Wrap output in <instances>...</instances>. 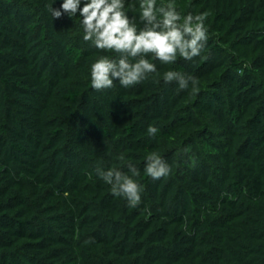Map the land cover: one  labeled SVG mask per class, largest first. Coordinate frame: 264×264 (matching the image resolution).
Returning a JSON list of instances; mask_svg holds the SVG:
<instances>
[{
  "label": "trees",
  "instance_id": "1",
  "mask_svg": "<svg viewBox=\"0 0 264 264\" xmlns=\"http://www.w3.org/2000/svg\"><path fill=\"white\" fill-rule=\"evenodd\" d=\"M62 3L0 0V264H264V0H175L211 12L201 55H149L156 73L102 91L91 65L116 54L83 40L79 16L53 19ZM139 4L125 0L138 30ZM151 152L167 177L146 174ZM129 162L136 207L95 173Z\"/></svg>",
  "mask_w": 264,
  "mask_h": 264
},
{
  "label": "clouds",
  "instance_id": "2",
  "mask_svg": "<svg viewBox=\"0 0 264 264\" xmlns=\"http://www.w3.org/2000/svg\"><path fill=\"white\" fill-rule=\"evenodd\" d=\"M53 19L67 15L79 16L83 29V40L101 51H112L116 58L99 57L91 65V87L96 91L110 89L114 81L128 88L139 84L150 74L156 73L157 66L148 58L161 64L176 62L177 55L192 60L204 51L208 39L205 23L210 11L199 14L182 15L177 10L175 0H140L139 20L144 25L138 30L135 17L131 19L125 11V0H63L60 8L46 5ZM165 83L177 82L180 90L198 91L196 77L177 71L163 74ZM159 129L149 125L147 133L155 137ZM121 162L126 160L123 153L118 156ZM145 172L153 180L167 177L171 168L156 152L145 158ZM128 172L118 168L105 169L99 165L96 175L107 185L116 197H123L129 207H136L142 199V185L135 177L138 169L132 163L127 164ZM91 242V241H89Z\"/></svg>",
  "mask_w": 264,
  "mask_h": 264
}]
</instances>
